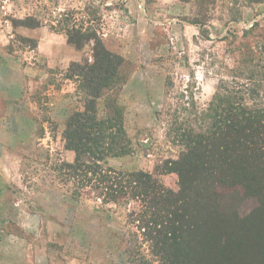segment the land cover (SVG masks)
<instances>
[{
  "label": "rangeland",
  "instance_id": "374dc122",
  "mask_svg": "<svg viewBox=\"0 0 264 264\" xmlns=\"http://www.w3.org/2000/svg\"><path fill=\"white\" fill-rule=\"evenodd\" d=\"M141 2L0 0V94L8 112L0 119V168L6 185L23 186L25 198L39 206L45 217L39 242L54 264H157L129 216L137 204L81 197V177L62 168L74 157L63 150L64 124L84 110L86 99L70 65H91L95 39L121 60L117 82L97 100L100 119L119 114L129 141L123 157L107 159L109 166L152 174L176 192L170 162L190 135L205 134L221 84L243 85V95L255 89L245 106L264 110V0ZM73 29L92 32L79 48L69 44L77 55L65 69H47L37 48L40 36L67 42ZM33 30L41 32L30 36ZM21 134L31 140L19 142ZM236 203L240 218L258 204L249 197Z\"/></svg>",
  "mask_w": 264,
  "mask_h": 264
},
{
  "label": "trees",
  "instance_id": "16d2710c",
  "mask_svg": "<svg viewBox=\"0 0 264 264\" xmlns=\"http://www.w3.org/2000/svg\"><path fill=\"white\" fill-rule=\"evenodd\" d=\"M73 30L67 42L77 48L92 32ZM93 53L90 66L70 65L84 83L86 99L84 110L69 116L62 132L64 149L74 153L62 168L81 177V197L104 205L137 204L129 216L143 231L154 263L264 264V110L245 106L255 89L243 95L238 83L217 88L205 134H187L180 156L170 162L178 177L173 192L152 174L107 164L123 157L129 145L119 114L100 119L97 111L102 90L118 80L121 60L100 39ZM242 196L258 203L245 218L232 209Z\"/></svg>",
  "mask_w": 264,
  "mask_h": 264
},
{
  "label": "crops",
  "instance_id": "0c3cea01",
  "mask_svg": "<svg viewBox=\"0 0 264 264\" xmlns=\"http://www.w3.org/2000/svg\"><path fill=\"white\" fill-rule=\"evenodd\" d=\"M112 1L103 0L107 6L112 4ZM31 32L30 36H38L41 31ZM37 48L43 64L51 70L65 69L70 63V58L77 55V52L62 38L55 41L49 36L47 38L40 36ZM44 75L41 81L48 78L50 74L45 73ZM4 98L3 94H0V119L2 113L8 114L7 109L4 108L7 105L6 101H3ZM9 111L15 122L16 111L13 108ZM29 122H31L30 117L27 119V123ZM1 124L0 121V126ZM18 138L19 142L24 143L31 140L30 136L25 134H21ZM2 142L3 139H0V144ZM63 150L67 154H73L64 147ZM6 176L7 173L0 168V264H54L43 243L39 242L40 224L41 222L43 224L45 217L42 216L36 201L25 198L20 190L23 186L6 185Z\"/></svg>",
  "mask_w": 264,
  "mask_h": 264
}]
</instances>
